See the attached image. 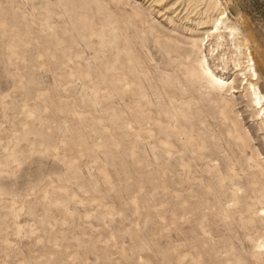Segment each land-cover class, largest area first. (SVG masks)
<instances>
[{
	"label": "rangeland",
	"instance_id": "rangeland-1",
	"mask_svg": "<svg viewBox=\"0 0 264 264\" xmlns=\"http://www.w3.org/2000/svg\"><path fill=\"white\" fill-rule=\"evenodd\" d=\"M252 63L264 0H0V264H264Z\"/></svg>",
	"mask_w": 264,
	"mask_h": 264
},
{
	"label": "bare ground",
	"instance_id": "bare-ground-1",
	"mask_svg": "<svg viewBox=\"0 0 264 264\" xmlns=\"http://www.w3.org/2000/svg\"><path fill=\"white\" fill-rule=\"evenodd\" d=\"M71 1V0H70ZM155 1V0H154ZM159 1V0H158ZM168 1V0H167ZM217 4V3H216ZM218 5V4H217ZM167 9H168V7H166ZM224 16L225 15H222L220 18H217V19H215L216 21H215V23H214V26L210 29V30H208V34H206L207 35V37H215L216 38V40L218 39H222V38H224V32L225 33H227L228 32V36L229 37H231V35H232V38H233V40H236V41H239V38H240V36H239V31L237 30V28L235 27V26H233L232 24H229L228 22L226 23V22H224ZM171 19V18H170ZM207 20V19H206ZM171 21H172V19H171ZM201 21V20H200ZM203 22V21H202ZM202 24V23H201ZM223 24H224V27H223ZM197 25V24H196ZM210 26V25H209ZM204 27H207V25H205ZM222 27L223 28H227L228 29V31L226 32L225 30H223V34L221 33V29H222ZM207 33V32H206ZM227 36V37H228ZM226 37V38H227ZM206 38V37H205ZM214 39V38H213ZM220 39V40H221ZM203 41H204V39L203 38H201V39H197V38H194L193 40H192V45L193 46H196L197 47V49H198V51H199V53H201L202 55L200 56V58H199V67H200V70H201V72H202V74H203V76H205L206 78H207V80L208 81H211L216 87H219V88H221L222 90H224L225 88H226V90L228 89H233V90H237L236 88H235V86H234V82H235V80L236 79H234V78H232V80H230L229 78H226V77H224V75L222 76V75H219L217 72H215L211 67H210V65H209V63H208V60H207V58H206V55H204V51H203V48H202V45L204 44L203 43ZM246 42V41H245ZM218 43H220L221 44V42H217L216 44L218 45ZM240 43V42H239ZM247 44V43H246ZM222 45V44H221ZM220 46V45H219ZM236 46V45H235ZM240 45L239 44H237V46L236 47H238V48H240L239 47ZM246 46V45H245ZM212 50V49H211ZM238 50V49H237ZM240 50V49H239ZM216 51V50H215ZM239 52V51H238ZM249 52V51H248ZM240 54V55H239ZM238 55L239 56H241L242 54H241V51H240V53H239ZM249 56H251V55H249ZM232 60H234V59H232ZM240 60V59H239ZM236 61V60H235ZM234 61V63H236V64H234V65H239V64H237V62H235ZM239 63H240V61H239ZM236 67V66H235ZM246 67H248V72H249V74H248V72L247 71H242V68H240V66L239 67H237V70L238 71H241V75H243L244 76V79L246 78L247 79V82H248V84H249V87H250V92L253 94V98L256 100V103H257V108L259 109V113H260V115H261V117L263 118V121H264V103H263V100H262V94H261V92H260V90L258 89V87H257V84H256V82H255V80L257 79V72H256V69H255V67H254V63H252V64H249V65H247ZM246 70V69H245ZM204 77V78H205ZM205 78V79H206ZM243 80V79H242ZM227 90V91H228ZM259 113H258V115H259ZM258 183V182H257ZM259 183H261V182H259ZM261 185V184H260ZM263 185V184H262ZM261 187V186H260ZM261 246V245H260ZM259 246V247H260ZM262 247L264 248V244H262Z\"/></svg>",
	"mask_w": 264,
	"mask_h": 264
}]
</instances>
